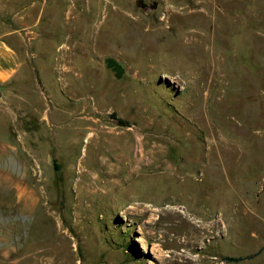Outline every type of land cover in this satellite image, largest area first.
<instances>
[{
    "label": "rangeland",
    "instance_id": "rangeland-1",
    "mask_svg": "<svg viewBox=\"0 0 264 264\" xmlns=\"http://www.w3.org/2000/svg\"><path fill=\"white\" fill-rule=\"evenodd\" d=\"M0 38V264H264V0H0Z\"/></svg>",
    "mask_w": 264,
    "mask_h": 264
},
{
    "label": "crops",
    "instance_id": "crops-1",
    "mask_svg": "<svg viewBox=\"0 0 264 264\" xmlns=\"http://www.w3.org/2000/svg\"><path fill=\"white\" fill-rule=\"evenodd\" d=\"M1 39V38H0ZM20 66V59L17 50L2 39L0 40V86L7 85L17 74ZM32 193L29 195L23 188L20 190V198L30 201ZM33 197V196H32ZM34 202V200H32Z\"/></svg>",
    "mask_w": 264,
    "mask_h": 264
},
{
    "label": "bare ground",
    "instance_id": "bare-ground-1",
    "mask_svg": "<svg viewBox=\"0 0 264 264\" xmlns=\"http://www.w3.org/2000/svg\"><path fill=\"white\" fill-rule=\"evenodd\" d=\"M137 140V147H136V150H137V152L139 153V155L137 154V159L136 160H134V162H131L130 163V167H131V169H134L133 168V165L134 164H138L139 162H141L142 161V159H143V157H144V155H145V153H144V150L142 149V140L141 139H136ZM124 158V157H123ZM119 162V161H118ZM124 162V159H122V160H120V164H122ZM125 165V164H124ZM110 170H109V172H108V174L107 175H109V177L110 178H112V179H110L109 180V182L110 181H112L114 184H116V183H118L119 181L117 180V177L119 176L118 175V173H119V171H120V168L119 167H115L114 165H110ZM83 170V169H82ZM89 174L90 172H85V171H83L82 172V174H80V175H83L82 177H81V179H80V181H79V185H83L84 187H83V189H85V188H87V190H86V192H87V194L88 193H90V194H93V195H95V194H98V192H100V195L101 196H105V195H107V193L109 192L105 187H102L100 190L96 187V186H92L91 184H89V182L87 181V180H85V177H84V175L85 174ZM93 176H95V177H99L98 175H96V174H92ZM84 177V178H83ZM97 181V180H96ZM98 182V181H97ZM101 183V182H100ZM105 183V182H104ZM85 184V185H84ZM82 187V186H81ZM83 192V191H82ZM168 209V208H167Z\"/></svg>",
    "mask_w": 264,
    "mask_h": 264
},
{
    "label": "trees",
    "instance_id": "trees-1",
    "mask_svg": "<svg viewBox=\"0 0 264 264\" xmlns=\"http://www.w3.org/2000/svg\"><path fill=\"white\" fill-rule=\"evenodd\" d=\"M111 64H115V63H112V61H110L109 63V66L112 67ZM261 252V250H259L257 253H255L254 255H251V256H247V257H225L223 260L225 262H228V263H239V262H242V261H245V260H249L251 258H254L256 257L259 253Z\"/></svg>",
    "mask_w": 264,
    "mask_h": 264
}]
</instances>
